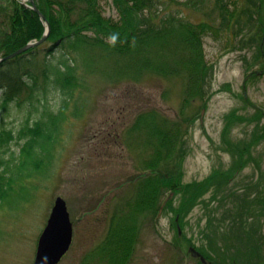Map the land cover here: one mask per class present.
I'll return each mask as SVG.
<instances>
[{
    "label": "rangeland",
    "instance_id": "374dc122",
    "mask_svg": "<svg viewBox=\"0 0 264 264\" xmlns=\"http://www.w3.org/2000/svg\"><path fill=\"white\" fill-rule=\"evenodd\" d=\"M184 1L178 0L177 6ZM196 1L200 7L202 1ZM249 1L251 5L239 0L254 17L252 5L259 0ZM102 5L107 16L117 17L108 2ZM183 10L192 22L205 19L204 12L193 7ZM239 16L235 22L248 20ZM238 28L231 27V32L236 34ZM253 34H236L229 48L224 35L220 41L204 39L205 58L213 67L212 96L205 109L195 101L181 117V77L149 75L130 85L91 77L92 90L69 109L58 141L48 154H41L42 168L33 176L15 179L0 201V264H33L38 237L57 197L65 200L73 229L71 246L59 264H97L96 258L87 256L101 244L112 219L125 213L124 204L134 199L135 177L150 154L151 149L142 145L141 133L130 132L142 111L155 109L171 120L194 118L198 111L183 138V184L201 182L215 170L231 176L235 154L229 152L250 142L253 125H231L223 132L224 117L232 111L245 116L264 113V65L254 63L256 46L249 39ZM252 72L256 75L249 80ZM23 73L19 70L16 77ZM50 102L55 105L57 100ZM21 117L13 114L7 126L18 128ZM10 147L5 159L12 154L15 158L19 149L15 142ZM249 159L234 179L213 185L187 211L182 228L179 220L173 222L178 197L168 201L163 214H136L135 245L128 264H198L187 252L189 246L203 251L211 264H264V142L252 145ZM171 197L166 191L159 203ZM255 246L260 248L258 258L251 254Z\"/></svg>",
    "mask_w": 264,
    "mask_h": 264
},
{
    "label": "trees",
    "instance_id": "16d2710c",
    "mask_svg": "<svg viewBox=\"0 0 264 264\" xmlns=\"http://www.w3.org/2000/svg\"><path fill=\"white\" fill-rule=\"evenodd\" d=\"M104 1L115 10L116 18L104 13ZM201 1L200 7L196 0H185L179 7L178 0H34L49 25L46 40L0 65V201L15 179L33 176L42 168L41 154H48L58 141L69 109L92 90L91 77L129 85L149 75L181 77L184 85L181 117L186 106L195 101L205 109L212 96L213 67L205 58L206 37L220 41L224 35L225 48H229L236 34L254 31L249 36L251 45L256 46L254 63L264 65L263 0L252 5L254 17L241 8L239 0ZM189 7L204 12L205 19L189 20L183 10ZM237 14L248 20L235 22ZM235 25L239 26L236 34L231 32ZM44 29L34 10L25 8L18 0H0V57L41 39ZM114 34L118 37L113 45ZM108 60L113 64L109 65ZM19 70L24 71V77H16ZM255 75L252 72L249 80ZM51 99L57 100L55 105L51 104ZM15 113L22 115L16 129L6 123ZM74 113L77 116V109ZM194 118L184 116L181 120H171L155 109L137 115L130 132L141 133L142 145L151 149L150 154L135 177L134 199L124 204L125 213L112 219L101 244L87 259L94 257L97 264H128L135 245L136 214H163L168 201L178 197L173 222L179 220L182 228L181 218L187 211L213 185L234 179L236 171L250 160L252 145L264 142L263 112L247 116L234 111L228 113L224 117L223 132L231 125L247 123V126L253 125L254 136L241 149L230 152L231 147L226 149L235 154L232 175L215 170L201 182L183 184L182 165L186 153L183 138L187 124ZM13 142L19 145L16 156L12 154L10 159H5ZM166 191H170L172 197L163 202L164 207L159 199ZM251 254L258 258L260 248L253 247ZM198 264L201 263L198 261Z\"/></svg>",
    "mask_w": 264,
    "mask_h": 264
},
{
    "label": "water",
    "instance_id": "95a60500",
    "mask_svg": "<svg viewBox=\"0 0 264 264\" xmlns=\"http://www.w3.org/2000/svg\"><path fill=\"white\" fill-rule=\"evenodd\" d=\"M21 4L27 8L33 9L44 21V16L37 9L34 0H19ZM46 28L43 37L34 42H29L22 48L13 52L9 56L0 59V63L8 58H12L31 47L43 43L49 33L48 23H44ZM72 242V223L65 201L61 197H57L54 201L49 218L46 225L38 238L37 251L34 264H57L63 255L68 251ZM189 253L193 258H199L202 264H207L205 258L193 247L189 248Z\"/></svg>",
    "mask_w": 264,
    "mask_h": 264
},
{
    "label": "clouds",
    "instance_id": "9594fccd",
    "mask_svg": "<svg viewBox=\"0 0 264 264\" xmlns=\"http://www.w3.org/2000/svg\"><path fill=\"white\" fill-rule=\"evenodd\" d=\"M117 37H118V34H114V35H112V37H111V41H112L113 45L115 44V42H116V40H117Z\"/></svg>",
    "mask_w": 264,
    "mask_h": 264
}]
</instances>
